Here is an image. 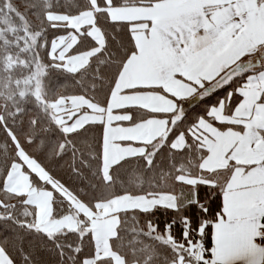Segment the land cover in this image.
Masks as SVG:
<instances>
[{
    "label": "snow or ice",
    "instance_id": "obj_1",
    "mask_svg": "<svg viewBox=\"0 0 264 264\" xmlns=\"http://www.w3.org/2000/svg\"><path fill=\"white\" fill-rule=\"evenodd\" d=\"M0 264H264V0H0Z\"/></svg>",
    "mask_w": 264,
    "mask_h": 264
}]
</instances>
